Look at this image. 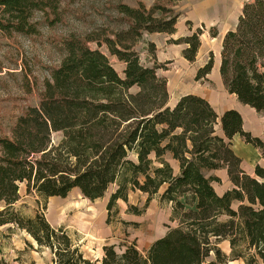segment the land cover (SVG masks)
Masks as SVG:
<instances>
[{
  "label": "trees",
  "instance_id": "obj_1",
  "mask_svg": "<svg viewBox=\"0 0 264 264\" xmlns=\"http://www.w3.org/2000/svg\"><path fill=\"white\" fill-rule=\"evenodd\" d=\"M75 0H0V35H39L34 16L54 27L61 22V4ZM179 0H154L152 6L114 5L116 30L99 35L69 34L60 43L62 59L50 68L37 106L26 107L9 135L0 137V228L24 231L53 256V264H264V169L253 175L241 169L232 151V137L262 153L264 142L243 131L232 109L216 114L203 97L187 94L167 107V80L157 70L155 47L148 44L153 66H145L134 50L143 34L174 35ZM191 28V23L187 22ZM190 30V29H189ZM216 37V29H210ZM199 28L168 44L185 45L183 58L192 63L199 51ZM93 42L124 66L122 76ZM219 76L226 93L264 117V0L244 3L236 26L222 39ZM214 67L209 56L196 81ZM176 164V170L171 162ZM224 169L232 189L217 195L208 175ZM42 198H66L78 190L89 201L110 188L107 220L118 212L117 201L128 195L158 197L170 205L167 231L143 255L134 243L103 246L100 260L83 256L63 228H54L43 214L24 217L14 208L19 187ZM127 212L144 211L129 205ZM227 241L230 253L218 246ZM2 264V261H0Z\"/></svg>",
  "mask_w": 264,
  "mask_h": 264
},
{
  "label": "rangeland",
  "instance_id": "obj_2",
  "mask_svg": "<svg viewBox=\"0 0 264 264\" xmlns=\"http://www.w3.org/2000/svg\"><path fill=\"white\" fill-rule=\"evenodd\" d=\"M138 0H75L61 4L62 19L54 27L43 23L40 14L34 16L39 23V35L26 38L20 35L11 38L0 35V137L9 135V130L19 114L26 107H34L39 103L40 94L44 90L43 81L49 78L50 68L57 67L62 59L60 43L69 34L99 35L103 30H116L113 21L116 17L114 5L124 3L137 7ZM154 0H141L147 8ZM178 6V2H177ZM177 6L174 7L177 12ZM176 29V28H175ZM135 45L134 50L140 54V61L145 66L148 48V35ZM190 35V34H189ZM173 39V38H171ZM170 39V40H171ZM91 49L98 48L96 43L89 44ZM103 52L112 67L122 76L121 63L107 52L102 45L98 48ZM115 61V62H114ZM158 64V63H157ZM163 65V64H162ZM160 77L169 81L167 90H177L182 84L195 87L205 86L217 96L223 94V100L234 101V97L224 92L221 78L218 74H211V80L196 81L186 69L182 67L161 68L157 70ZM172 101L167 107L171 106ZM170 108V107H169ZM172 164V163H171ZM176 170V169H175ZM219 183H213L216 191H223L229 187L224 171H218ZM113 188L96 201H89L81 196L78 190L71 191L66 198H42L39 195L27 194L24 184L19 187V201L14 208L24 217L43 214L51 227H63L76 241L83 256L91 261L100 260L103 256V246L115 245V249L122 244L134 243L136 248L145 255L148 247L167 231L170 222V205L159 202L153 197L149 203L146 195L131 192L128 204L117 201V214L110 217V224H106L107 201ZM129 205L144 212L139 215L128 213ZM219 248L229 255L230 248L227 241H221ZM0 261L2 264H53V256L47 249L39 248L30 236L13 226L0 228ZM229 264H239L230 262Z\"/></svg>",
  "mask_w": 264,
  "mask_h": 264
},
{
  "label": "crops",
  "instance_id": "obj_3",
  "mask_svg": "<svg viewBox=\"0 0 264 264\" xmlns=\"http://www.w3.org/2000/svg\"><path fill=\"white\" fill-rule=\"evenodd\" d=\"M248 1L250 0H179L176 10L180 16L176 24V32L174 35L168 36L157 33L151 35L147 34V42L153 44L156 50V63L163 64L165 68L182 67L195 77L197 70L205 65L209 56L212 55L214 67L211 73L207 75L206 79L211 80L209 79L211 74H218V78H220L219 67L222 39L229 30L236 26L243 5ZM187 22L191 23V28L187 26ZM199 28L202 30L199 51L195 61L190 63L182 56L185 45L168 44V42L171 38L174 40L184 38V36L189 35ZM214 28L216 29L217 36L213 38L209 30ZM146 63L152 65L151 57L147 56ZM120 66H122L123 71L124 66L122 64H120ZM169 81L167 82L168 87L170 84ZM220 83L222 85V80ZM221 87H223V85ZM224 92L226 93L225 90ZM187 94L206 99L219 116L232 109L238 111L242 118L243 131L246 133L249 132L252 136L264 142V117L258 115L255 110L249 106L241 105L234 95H230V97L233 96L235 98L234 101L225 98L223 100V94L217 96V94L211 93V91H208V89L201 84L197 87L182 84L177 90L169 91L168 88V104L173 100L169 107H173L179 98ZM232 139V151L241 159V169H243L244 172L248 175H253L257 165L264 169V159L259 150L253 148L249 144L246 145L238 135L233 136ZM171 163L174 169H176V164L173 161ZM220 170L224 171L226 179L228 180L226 170ZM218 171H212L208 175L220 179ZM228 184V188L219 192L216 191L213 185L216 194L219 196L232 189L233 186L230 184L229 180ZM234 263L242 264L241 261H236Z\"/></svg>",
  "mask_w": 264,
  "mask_h": 264
}]
</instances>
